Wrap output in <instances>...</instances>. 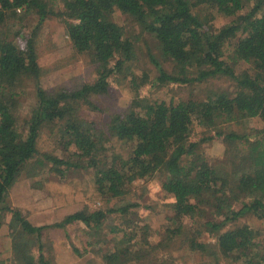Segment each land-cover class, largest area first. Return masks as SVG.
<instances>
[{"label":"trees","instance_id":"16d2710c","mask_svg":"<svg viewBox=\"0 0 264 264\" xmlns=\"http://www.w3.org/2000/svg\"><path fill=\"white\" fill-rule=\"evenodd\" d=\"M57 1L61 2L59 11L54 4ZM251 2L0 0V29L19 14L23 19L36 14L40 21L55 17L64 23L74 51L90 57L97 74L92 84L70 90L45 89L40 83L45 71L38 64L31 42L35 34L25 50L0 36V213L8 211L7 191L22 174L35 177L46 169L40 158L58 174L70 168L91 169L95 191L107 201L123 198L126 188L137 179L156 177L161 190L172 199L171 222L181 223L182 218L196 215L202 218L206 209L220 219L218 223H201L214 242L200 244L196 251L201 255L206 252L210 264L220 256L239 264H264V236L247 225H236L238 219L248 215L264 218V129L251 138L218 132L228 145L237 142L233 146L238 152L237 161L228 167L225 161L211 165L200 153V142L190 139L194 122L209 130L239 120L258 119L264 124V0ZM249 4L251 8L239 22L215 32L207 26L217 16H237ZM113 11L135 22L140 36L149 34L155 40L158 57L149 58L161 86L187 85L193 91L208 79L220 76L232 82V91L208 90L203 98L192 96L185 101L141 104L136 100L125 113L112 115L105 129L86 121L81 109L95 108L91 100L105 94L109 76L134 58L139 39V35L133 37L111 21ZM114 59L116 65L108 68ZM164 63L171 64L170 71L163 68ZM23 80L32 84L35 94L29 117L21 118L24 136L14 112L18 99L15 92ZM44 129L55 132L65 150L71 149L66 160L40 153L38 144ZM111 138L126 147L122 165L103 160ZM32 166L35 170L28 173ZM236 204L240 205L238 210L234 209ZM128 208V204H120L91 215L76 212L56 227L74 222L90 227L92 222L109 214L126 213ZM11 228L12 264H47L43 255L35 258L31 254L19 234L21 229L39 238L40 228H34L18 211H12ZM132 237L136 239L134 234ZM129 243L106 253L98 242L92 245L103 264H175L173 260L146 256L145 246L135 248Z\"/></svg>","mask_w":264,"mask_h":264},{"label":"rangeland","instance_id":"374dc122","mask_svg":"<svg viewBox=\"0 0 264 264\" xmlns=\"http://www.w3.org/2000/svg\"><path fill=\"white\" fill-rule=\"evenodd\" d=\"M251 1L253 4L257 0ZM54 4L56 10H61V2ZM251 4L237 16H217L208 21L207 26L215 32L224 26L239 22L251 8ZM19 15L1 27L0 36L7 37L19 49L25 50L35 34L31 42L38 64L45 71L40 80L43 88L70 90L95 81L96 65L90 57L74 51L61 20L49 16L40 21L36 14H30L23 19ZM110 19L117 26L124 28L129 35L138 37L139 26L120 12L113 11ZM156 46L151 35H139L134 48V58L109 76L107 92L91 100L95 108L83 107L81 116L86 121L93 122L94 126L105 129L112 115L125 113L136 100L141 104L169 100L185 101L192 96L203 98L208 90L232 91V82L220 76L208 79L193 88V91L192 87L187 85L161 86L156 82L158 74L149 58L150 55L158 57ZM115 65L116 59L110 61L107 67L112 68ZM163 68L170 71L172 66L170 63H164ZM32 87L29 81L23 80L15 92L18 99L14 112L19 118L18 129L22 136L25 135L26 129L21 118L29 117L34 105L35 94ZM262 129L264 124L258 119L223 123L210 130L194 122L190 139L200 142V153L211 165L225 161L228 167L231 162L237 161L238 152L234 151L233 147L237 142L228 145L223 137L218 136V132L251 138ZM57 136L55 132L41 130L38 149L42 154L66 160L71 149L65 150L58 143ZM125 158V145L111 138L106 151L103 152V160L109 164L122 165ZM40 159L46 164V169L40 175L30 177L25 172L7 191L5 205L8 211L0 213V264H12V211H18L34 228H40L39 238L35 234H26L20 228L18 230L20 229L21 239L27 243L31 254L35 258L43 255L47 264H103L101 255L94 254L92 244L95 242H98L104 253L131 242L129 245L134 244L135 248L145 246L144 254L158 260H173L175 264H210L211 259L206 252L201 255L196 251L200 244L214 242V238L201 225L208 220L215 223L220 221L209 209H206L202 218L196 215L193 218H182L181 223L171 222L169 204L172 199L161 190L159 179L156 177L137 179L126 188L123 198L107 201L96 193L91 169L70 168L63 174H58L51 170L44 158ZM32 170H35L34 166L28 169V173ZM120 204L129 205L126 213L109 214L103 220L92 222L90 227L81 222L56 227L62 224L67 216L76 212L84 211L91 215L98 211L106 212ZM239 208V204L234 206L235 210ZM236 225H247L264 236V218L258 219L248 215L238 219ZM133 234L136 239L132 237ZM131 240L136 241V244ZM215 263L239 264L233 259L221 256L220 259H214L212 264Z\"/></svg>","mask_w":264,"mask_h":264},{"label":"built area","instance_id":"2783aa9c","mask_svg":"<svg viewBox=\"0 0 264 264\" xmlns=\"http://www.w3.org/2000/svg\"><path fill=\"white\" fill-rule=\"evenodd\" d=\"M19 11V10H18Z\"/></svg>","mask_w":264,"mask_h":264}]
</instances>
